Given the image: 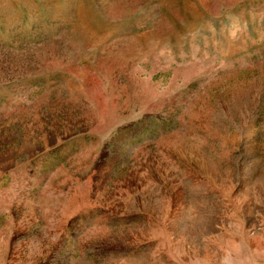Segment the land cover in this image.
<instances>
[{
    "label": "rangeland",
    "instance_id": "rangeland-1",
    "mask_svg": "<svg viewBox=\"0 0 264 264\" xmlns=\"http://www.w3.org/2000/svg\"><path fill=\"white\" fill-rule=\"evenodd\" d=\"M0 264H264V0H0Z\"/></svg>",
    "mask_w": 264,
    "mask_h": 264
}]
</instances>
